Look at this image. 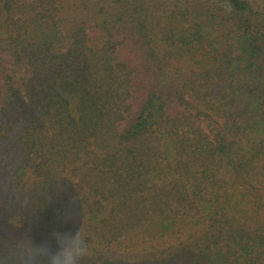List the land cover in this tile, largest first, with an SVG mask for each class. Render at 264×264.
Here are the masks:
<instances>
[{"label":"trees","instance_id":"trees-1","mask_svg":"<svg viewBox=\"0 0 264 264\" xmlns=\"http://www.w3.org/2000/svg\"><path fill=\"white\" fill-rule=\"evenodd\" d=\"M0 264H264V0H0Z\"/></svg>","mask_w":264,"mask_h":264}]
</instances>
